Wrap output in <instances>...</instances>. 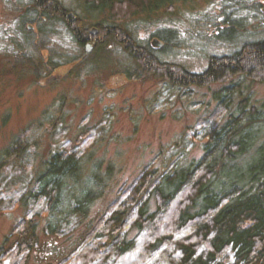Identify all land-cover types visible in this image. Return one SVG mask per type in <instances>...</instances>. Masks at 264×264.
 Wrapping results in <instances>:
<instances>
[{
  "label": "trees",
  "instance_id": "16d2710c",
  "mask_svg": "<svg viewBox=\"0 0 264 264\" xmlns=\"http://www.w3.org/2000/svg\"><path fill=\"white\" fill-rule=\"evenodd\" d=\"M191 1L83 0L88 16L106 14L103 22L85 27L90 18L59 0H32L35 15L29 19L39 23L41 36L47 38L53 32L45 24L62 23L81 49L79 53L51 50L46 63L49 70L76 62L87 64V44L94 45L95 54L113 40L135 61L140 78L150 76L162 87L148 103L152 110L157 104L172 107L175 97L191 108L201 88L209 90L212 100L194 111L199 114L196 124L162 146L130 183L117 190L95 220H88V213L103 192L100 164L85 185L81 184L82 171L94 146L107 137L110 117L94 127H83L41 170L33 171L32 165L29 171L21 167L31 165V145L38 141L32 131L48 122L53 127L50 135L57 136L64 127L62 107L47 110L41 122L27 130L25 139L18 137L0 161V182L8 187L14 182L25 184L20 202L27 208L12 230L13 242L8 244L7 237L0 248V264L29 260L39 245L34 217L42 216L36 208L44 201L48 234L64 237V228L85 226L73 250L48 264H264V132L260 127L264 126V102L254 99L255 85H264V28L246 34L241 20L229 22L225 31L232 35L216 36L235 45L234 50L209 55L207 66L193 71L185 64L161 59L152 45H142L123 24L161 9L171 12L177 4ZM261 7L264 17V3ZM34 38L27 35V46ZM134 120L137 125L138 117ZM198 140L203 142L202 154L192 157ZM89 183L97 186L88 188ZM68 200L75 203L66 204Z\"/></svg>",
  "mask_w": 264,
  "mask_h": 264
},
{
  "label": "rangeland",
  "instance_id": "374dc122",
  "mask_svg": "<svg viewBox=\"0 0 264 264\" xmlns=\"http://www.w3.org/2000/svg\"><path fill=\"white\" fill-rule=\"evenodd\" d=\"M59 1L78 15L88 16L82 7L83 0ZM262 3L264 0H192L177 4L171 12L161 9L136 16L123 24L142 45H152L154 53L161 59L202 71L209 55L230 53L236 47L216 36L223 32L224 38L232 35L231 31H225L229 22L236 23V19L240 23L241 20L246 34L257 27L264 28ZM33 5L32 0H0V161L13 142L18 137L25 139L27 130H33L43 114L54 107L61 106L65 117L61 135L51 136L53 127L48 122L35 128L32 136L38 141L31 145V165L25 163L21 168L30 171L33 165V171L41 170L43 163L53 153L62 151L83 127H94L108 115L109 133L104 142L94 146L82 171L81 184L85 185L92 178L95 165L100 164L103 192L95 197L88 213V220H95L115 198L117 190L130 183L162 146L172 143L187 126L196 124L199 114L194 111L199 106L206 107L212 94L201 88L196 96L197 104L191 108L185 100L175 97L172 107L157 104L152 110L148 103L162 87L150 76L140 78L135 61L113 40L95 54L92 53L94 45L87 44V64L76 62L49 70L46 63L51 50L79 53L81 49L62 23L44 22L53 35L43 38L39 23L29 19L35 15ZM228 15H231L230 19ZM25 16L27 21L21 22ZM88 17L90 20L85 22V27L103 22L106 14ZM26 33L35 36L30 46L26 44ZM155 40L158 46L153 44ZM92 69H96L95 72ZM254 91V99L264 102V85H255ZM212 105L213 108V102ZM260 127L264 132V126ZM202 143L198 140L192 157L202 154ZM109 169L110 174L107 173ZM96 186L89 183L88 188ZM68 189L70 186L66 189L69 193ZM25 192V184L14 182L8 187L0 182V248L6 244L7 237L10 239L8 244L13 242L12 230L26 215L27 208L20 202ZM74 201L68 200L66 204ZM45 207L44 201L36 208L42 216L34 217L39 245L32 249L25 264L57 263L73 250L85 230L84 224L76 228L73 225L70 229L64 228L67 231L64 237L48 234L44 230L49 219ZM71 228L75 230L72 232Z\"/></svg>",
  "mask_w": 264,
  "mask_h": 264
},
{
  "label": "water",
  "instance_id": "95a60500",
  "mask_svg": "<svg viewBox=\"0 0 264 264\" xmlns=\"http://www.w3.org/2000/svg\"><path fill=\"white\" fill-rule=\"evenodd\" d=\"M153 44H154L155 46H158V45H159V43H158L157 40H155V41L153 42ZM89 50H90V48H89Z\"/></svg>",
  "mask_w": 264,
  "mask_h": 264
}]
</instances>
